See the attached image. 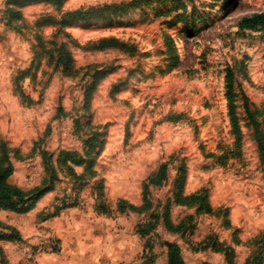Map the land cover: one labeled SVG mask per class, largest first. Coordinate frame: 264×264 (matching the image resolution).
<instances>
[{"label": "rangeland", "instance_id": "1", "mask_svg": "<svg viewBox=\"0 0 264 264\" xmlns=\"http://www.w3.org/2000/svg\"><path fill=\"white\" fill-rule=\"evenodd\" d=\"M132 1L0 0V158L13 164L9 181L30 190L48 176L49 156L83 154L92 137L103 142L86 184L61 174L30 212H0L21 235L0 242L7 264H167L165 242L177 244L184 264H251L264 253V173L248 115L264 133V32L238 27L264 12V0H142L118 9ZM103 6L117 9L93 21L68 17ZM104 39L129 50L90 48ZM227 71L238 92L239 147ZM161 165L167 176L149 187L150 210L118 212L119 200L143 204V184ZM179 172L184 193L207 196L214 213L173 203ZM168 200L171 221L187 219L185 231L164 226ZM99 203L113 213L99 215ZM148 221L155 230L141 239L136 231ZM208 237L229 255L213 252Z\"/></svg>", "mask_w": 264, "mask_h": 264}, {"label": "trees", "instance_id": "2", "mask_svg": "<svg viewBox=\"0 0 264 264\" xmlns=\"http://www.w3.org/2000/svg\"><path fill=\"white\" fill-rule=\"evenodd\" d=\"M21 6L28 4L38 3V2H52L55 5L62 4L65 0H16ZM142 0H135L129 4L123 5L118 9H127L135 6L138 2ZM226 3H230L233 0H224ZM179 7H184L181 0L177 1ZM111 9H117L114 6H103V7H88L76 10L68 15L73 21H93L103 16L104 12ZM238 27L240 30L247 31H263L264 32V12H257L249 16L241 18L238 22ZM92 50L104 51L108 49H122L129 50L126 44H123L115 39H104L90 46ZM66 59L62 60L63 65L67 67L70 62V58L65 56ZM104 72L97 71L93 77V81L90 84V88L87 90V95L90 91L95 88V83L103 75ZM225 97L227 100V110L230 120V126L236 137V147L240 146L241 142V131L239 124V115L237 113V98L238 92L234 85L233 75L230 71L226 72V91ZM249 115L250 124L253 127L254 138L257 143L259 161L264 173V133L260 128V122H258L252 114ZM102 140L92 137L86 140L83 154H78L75 152H65L62 151L56 155L52 161V155L49 156L46 162V168L48 171V176L44 181L37 187L30 190H23L18 186L12 184L9 179L14 172V167L9 157V154H2L0 158V212H12L16 214H25L33 210L36 205L41 201V199L55 188V184L60 179V175L64 174L70 177L75 183L83 186L86 182L83 180L85 175L94 176L95 170L93 168L98 152H96V147L102 145ZM4 151V149H3ZM83 168L84 172L78 173L77 169ZM180 176L177 177L174 182L175 192L173 195V203L180 206H197V212L212 214L214 210L208 202V197L202 194H191L186 195L184 193V176L182 172H179ZM166 166L161 165L157 172L147 179V182L143 184L142 187V203L140 205H134L132 203H127L124 200L118 201L117 211L132 212L135 214L145 213L151 208V201L148 198V189L151 186H158L166 180ZM171 202L168 200L162 210L163 224L172 233H180L187 229V219L181 221L179 224H174L170 219V209ZM68 206L59 208L55 212L54 216L59 213L60 209H65ZM99 215L110 216L113 210L105 203H99L98 207L95 209ZM153 216V215H152ZM155 217V215L153 216ZM191 218H188V220ZM155 223L144 222L139 224V228L136 234L141 238H148L155 230ZM21 239L19 231L11 225L5 224L0 220V242H18ZM208 245L215 253H224L226 256L229 255L230 248L228 246H223L222 244L216 242L212 237H208ZM206 240V241H207ZM164 245L167 249V264H184L182 256L179 253V248L176 243L165 242ZM202 247V249H205ZM148 250L146 248L143 251V255L147 254ZM264 253L259 251L250 260L251 264H264ZM0 264H7L6 260L3 258V251L0 247ZM230 264L232 262L230 261Z\"/></svg>", "mask_w": 264, "mask_h": 264}]
</instances>
